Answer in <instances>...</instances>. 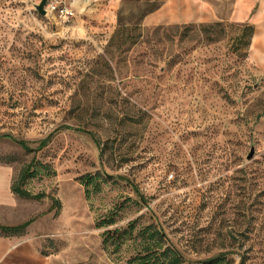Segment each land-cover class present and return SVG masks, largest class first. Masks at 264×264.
<instances>
[{
    "label": "rangeland",
    "instance_id": "obj_1",
    "mask_svg": "<svg viewBox=\"0 0 264 264\" xmlns=\"http://www.w3.org/2000/svg\"><path fill=\"white\" fill-rule=\"evenodd\" d=\"M40 1L0 0V165L13 182L33 161L24 187L60 206L16 195L1 208L2 225L33 221L0 234V264H120L101 234L134 219L190 260L264 264V70L248 24L143 22L166 0H48L45 14ZM176 24L178 44L158 45L192 50L159 79L137 51L106 48L119 25ZM87 174L99 176L89 198Z\"/></svg>",
    "mask_w": 264,
    "mask_h": 264
},
{
    "label": "trees",
    "instance_id": "obj_2",
    "mask_svg": "<svg viewBox=\"0 0 264 264\" xmlns=\"http://www.w3.org/2000/svg\"><path fill=\"white\" fill-rule=\"evenodd\" d=\"M139 23H136V26ZM216 25H219L217 23ZM183 25H157V26H145V28L139 27L140 32L129 35L125 32V28L119 25L110 37L106 48L109 49L112 46H116L119 50V55L128 51H137L136 58L138 62L148 63L150 65L159 66V73L157 78H161L162 74L172 69L177 63L183 61L184 51H190L192 49L186 48V50L172 49L171 45H158L162 44L163 39L161 36L165 33L167 40L171 41V44L177 43L180 40L179 28ZM186 27V26H184ZM170 33L167 31L173 32ZM245 30L249 31L250 35L253 34V26L247 25ZM151 32V34H149ZM158 33V35H157ZM175 39V40H174ZM193 47V46H192ZM165 49L167 53L165 54ZM157 85V83L155 84ZM157 88V86H155ZM19 144L27 151L31 149L25 141H18ZM33 161H31L19 174V177L11 183L12 192L21 197L27 199L40 200L44 197L51 199L50 209L58 208L60 202L53 196H48L43 192L32 193L24 187V182L27 177L34 175L35 171H32ZM98 175H84L80 177V182L84 186L85 196L89 198L88 187L98 178ZM116 212H111L109 215L101 218L96 226L108 227L115 222ZM33 219L24 221L18 225H2L0 224V234L2 235H17L21 234L25 228L31 224ZM101 245L103 249L112 256L120 264H219L222 260V256H215L206 259L190 260L186 258L171 242L168 235L158 227L156 224L138 225L137 219L129 221L123 227L106 228L101 234Z\"/></svg>",
    "mask_w": 264,
    "mask_h": 264
},
{
    "label": "crops",
    "instance_id": "obj_3",
    "mask_svg": "<svg viewBox=\"0 0 264 264\" xmlns=\"http://www.w3.org/2000/svg\"><path fill=\"white\" fill-rule=\"evenodd\" d=\"M173 6L177 12H168ZM224 17L229 22L253 26L248 56L253 65L264 70V0H166L159 9L145 16L143 22H210ZM11 183L10 168L0 165V209L11 210L17 205L18 197L12 192Z\"/></svg>",
    "mask_w": 264,
    "mask_h": 264
},
{
    "label": "built area",
    "instance_id": "obj_4",
    "mask_svg": "<svg viewBox=\"0 0 264 264\" xmlns=\"http://www.w3.org/2000/svg\"><path fill=\"white\" fill-rule=\"evenodd\" d=\"M51 10L56 11L60 16H68L69 12L67 10V8L63 7V6H59L58 4H52L50 6Z\"/></svg>",
    "mask_w": 264,
    "mask_h": 264
},
{
    "label": "water",
    "instance_id": "obj_5",
    "mask_svg": "<svg viewBox=\"0 0 264 264\" xmlns=\"http://www.w3.org/2000/svg\"><path fill=\"white\" fill-rule=\"evenodd\" d=\"M47 1L48 0H41L38 4L35 5V8L41 14H45L46 13L45 6L47 4ZM252 153H253V150L249 153L248 158H250L252 156Z\"/></svg>",
    "mask_w": 264,
    "mask_h": 264
}]
</instances>
